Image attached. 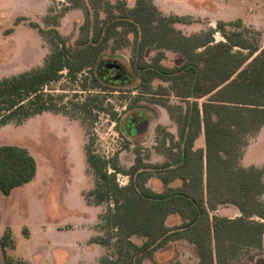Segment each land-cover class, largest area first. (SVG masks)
<instances>
[{
  "label": "trees",
  "instance_id": "1",
  "mask_svg": "<svg viewBox=\"0 0 264 264\" xmlns=\"http://www.w3.org/2000/svg\"><path fill=\"white\" fill-rule=\"evenodd\" d=\"M60 6L57 18L73 9L82 11L79 35L69 44L56 28L45 30L31 23L48 43L49 53L41 66L0 78V128L47 112L90 123L105 114L117 122L108 96L120 92V99H130L121 107L147 100L165 109L177 132L175 136L158 127L163 162L152 163L148 153L135 148L134 162L128 168L120 164L119 152L104 157L93 150L92 142L85 146L93 176L86 203L106 205L98 217L103 234L89 242L115 249L97 264H142L175 241L194 248L197 264H234L250 249L264 252V163L241 164L248 138L264 126L260 32L238 18L219 20L215 27L185 35L176 25L192 24V16L164 15L154 0H134L132 6L126 0H63ZM48 12L55 10L51 7ZM53 21L56 25V18ZM216 33L222 40L215 39ZM127 47L137 79L134 89L118 87L128 82L125 77L110 75L109 79L116 64L99 63L106 50ZM148 50L155 55L146 60ZM167 51L182 62L164 65ZM63 78L86 93L82 99L74 95L64 102L65 95L50 91ZM154 81L166 85L154 87ZM171 97L179 103L170 102ZM200 136L203 146L195 147ZM36 172V161L26 148L0 145L3 195L30 183ZM118 175L127 177V183L121 185ZM153 180L159 190L149 185ZM222 205L235 206L239 215H218ZM171 216L178 223L168 225ZM133 237L141 243L133 242ZM13 245L8 229L0 238L3 263L29 264L8 255L7 248Z\"/></svg>",
  "mask_w": 264,
  "mask_h": 264
},
{
  "label": "rangeland",
  "instance_id": "2",
  "mask_svg": "<svg viewBox=\"0 0 264 264\" xmlns=\"http://www.w3.org/2000/svg\"><path fill=\"white\" fill-rule=\"evenodd\" d=\"M114 2L115 0H110ZM129 6L134 0H126ZM63 0H0V78L12 76L23 71L37 68L43 64L49 53V45L31 23H37L47 30L56 28L73 44L79 35V27L84 16L81 10L73 9L57 18ZM164 15H191L192 24H177L176 28L189 35L210 27L217 21H233L242 16H250L253 25H245L259 31V43L264 45V14L256 11L251 16L248 0H154ZM261 9L264 0H253ZM53 7L55 12H48ZM250 12L252 13L251 15ZM260 12V13H257ZM263 15H262V14ZM56 18V25L53 20ZM242 19V18H241ZM243 21V20H242ZM8 29L12 32L6 33ZM217 41L222 40L219 33ZM155 55L148 50L146 60ZM163 64L178 65L182 58L167 51ZM131 48L115 51L106 50L99 63L116 64L110 71L109 79L125 77L126 84H118L123 89H134L137 79L130 66ZM111 75V76H110ZM113 83V82H111ZM108 83L110 85H113ZM166 85L154 81L153 85ZM117 86V85H115ZM55 94L65 95L64 102L74 95L82 99L86 94L79 92L77 84L66 78L49 87ZM134 90L130 95H134ZM129 94V93H128ZM122 94L114 92L108 96L109 103L117 112V122L105 114H99L94 123L72 119L64 114L43 113L30 118L20 125L8 124L0 128V145L22 146L34 157L37 165L35 178L28 184L13 190L8 196L0 192V238L9 229L14 245L7 248L12 258H22L29 264H97L100 257L113 254L114 246L94 248L90 238L102 235L99 229V215L105 204L87 205L85 194L93 187V176L88 170L85 146L92 142L93 150L104 156L112 157L119 152L120 164L128 168L134 162V150L139 148L150 155L152 163L163 162L158 143L162 134L159 126L176 136V126L162 107L147 100L131 106L121 107L129 98L120 99ZM124 101V102H123ZM170 102L179 103L171 97ZM244 148L241 164L264 163V130L249 138ZM250 144V145H249ZM128 145L129 148L125 149ZM203 146V136L195 142V147ZM128 178L118 175V182L126 184ZM149 185L159 190L156 180ZM264 200V196H263ZM218 214L233 217V205L220 206ZM178 223L177 217H169L168 225ZM133 242L141 240L133 237ZM168 244L157 251L152 259H144L142 264H171L181 262L197 264L194 248L188 243ZM0 264H4L0 252ZM234 264H264V252L250 249Z\"/></svg>",
  "mask_w": 264,
  "mask_h": 264
},
{
  "label": "crops",
  "instance_id": "3",
  "mask_svg": "<svg viewBox=\"0 0 264 264\" xmlns=\"http://www.w3.org/2000/svg\"><path fill=\"white\" fill-rule=\"evenodd\" d=\"M250 3L248 4L249 6H250V9H251V12L253 13V15H251L252 13L250 12V14L249 15H251L253 18H254V13L256 12V11H262L263 12V14H264V8L262 7L261 9L257 6V4L256 3H252V1L253 0H248ZM257 13H260V12H257ZM262 14V13H261ZM262 14V15H263ZM242 18V19H241ZM240 19L241 20H243V23L245 24V25H247V26H249V25H253L252 23H254L255 24V22H253V19L250 17V16H247V15H245V16H242ZM221 20H223V19H221ZM262 130H264V126L256 133V134H258V133H260V132H262ZM255 134V135H256ZM252 136H250L249 138H251ZM200 138V137H199ZM248 138V142L249 143H251V141H250V139ZM198 140V139H197ZM248 145V144H247ZM250 145V144H249ZM248 147V146H247ZM243 157H244V159H246L245 158V156L243 155ZM250 165H255V166H259V165H257V164H254V163H252V164H250ZM250 165H246V166H250ZM20 188V187H19ZM222 206H224V205H222ZM219 208H220V206H219ZM218 208V209H219ZM217 209V211L216 212H219V210ZM235 212H237V213H235L234 214V216L233 217H235V216H238L239 215V212H238V210H237V208H235ZM218 214V213H217ZM218 215H222V214H218ZM223 216V215H222ZM184 241H175V243H178V244H180V243H183ZM175 243H173V244H175ZM185 243V242H184ZM92 244V247H94V248H101L102 246L101 245H99V244H95V243H91Z\"/></svg>",
  "mask_w": 264,
  "mask_h": 264
}]
</instances>
